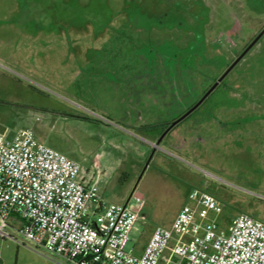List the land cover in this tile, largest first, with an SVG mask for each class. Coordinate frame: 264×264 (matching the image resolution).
Returning <instances> with one entry per match:
<instances>
[{"label": "rangeland", "instance_id": "1", "mask_svg": "<svg viewBox=\"0 0 264 264\" xmlns=\"http://www.w3.org/2000/svg\"><path fill=\"white\" fill-rule=\"evenodd\" d=\"M263 29L252 0H0L1 128L78 162L110 203L144 198L127 251L194 187L222 201V229L264 219V36L158 143ZM44 252L0 240L4 264L62 260Z\"/></svg>", "mask_w": 264, "mask_h": 264}, {"label": "built area", "instance_id": "2", "mask_svg": "<svg viewBox=\"0 0 264 264\" xmlns=\"http://www.w3.org/2000/svg\"><path fill=\"white\" fill-rule=\"evenodd\" d=\"M145 206L141 196L108 202L78 162L28 128L10 135L0 124V240L42 248L59 264H264V222L241 213L222 229V201L199 187L141 254L127 251Z\"/></svg>", "mask_w": 264, "mask_h": 264}, {"label": "water", "instance_id": "3", "mask_svg": "<svg viewBox=\"0 0 264 264\" xmlns=\"http://www.w3.org/2000/svg\"><path fill=\"white\" fill-rule=\"evenodd\" d=\"M264 36V29L253 39V41L247 46V48L240 54L238 58L234 60V62L229 66L226 72L215 82V84L206 92V94L198 101V103L193 106L189 111H187L182 117L171 123L169 129L163 134V136L158 140V143L162 141V138L166 136V134L179 122L189 116L193 111H195L207 98L211 93L219 86V84L226 78V76L232 71V69L251 51V49L260 41V39ZM151 159V158H150ZM150 160L147 162L145 169L149 166Z\"/></svg>", "mask_w": 264, "mask_h": 264}, {"label": "trees", "instance_id": "4", "mask_svg": "<svg viewBox=\"0 0 264 264\" xmlns=\"http://www.w3.org/2000/svg\"><path fill=\"white\" fill-rule=\"evenodd\" d=\"M253 1V3H254V5H256V6H258V7H260V8H262V9H264V0H252ZM263 38V37H262ZM261 38V39H262ZM260 39V40H261ZM173 45V44H172ZM177 50H178V47L177 46H175V45H173ZM157 53V52H156ZM161 55H163L165 58H166V60L168 59L167 58V56H165L166 54L165 53H163V52H159ZM177 57H178V54H177V56H175V60H174V62H172V64H171V66H172V68H173V70H172V72L174 73V63H175V61H176V59H177ZM167 62H169V61H167ZM234 62V61H233ZM233 62H230V63H228V67L233 63ZM169 65V64H168ZM170 66V65H169ZM216 81H217V79H216ZM215 81V82H216ZM221 85V84H220ZM209 192V191H208ZM211 194H213L214 195V193L213 192H210ZM216 196V195H215ZM217 197V196H216ZM243 212V211H242ZM244 213V212H243ZM251 216H253L254 218H256V219H259V220H261V221H263L264 222V219L263 218H260L259 216H256L255 214H250Z\"/></svg>", "mask_w": 264, "mask_h": 264}, {"label": "flooded vegetation", "instance_id": "5", "mask_svg": "<svg viewBox=\"0 0 264 264\" xmlns=\"http://www.w3.org/2000/svg\"><path fill=\"white\" fill-rule=\"evenodd\" d=\"M156 54H157V53H154V56H153V57H154V58H153V62H154L155 65H156V63H155V56H156ZM163 57H164V56H163ZM140 59H143V60H144L145 58L142 57V58H140ZM177 59H178V57H177ZM177 59H176L175 63L177 62ZM164 62L166 63L167 67L169 68V74H168V75H171V74L174 75V73L172 72L173 68H172L171 65H170V66L168 65V62H167V60H166L165 57H164ZM175 63H174V66H175ZM220 84H221V83H220ZM220 84H219V85H220ZM170 125H171V123H170L169 125H166V127H165L163 133H165V132L169 129ZM169 132H170V131H169ZM169 132H168V133H169ZM168 133H167V134H168ZM167 134H166V135H167ZM148 161H149V159H148ZM148 161H147V162H148Z\"/></svg>", "mask_w": 264, "mask_h": 264}]
</instances>
